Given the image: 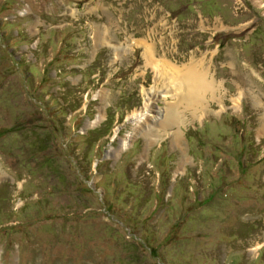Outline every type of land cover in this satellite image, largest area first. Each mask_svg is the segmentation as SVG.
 <instances>
[{
    "label": "rangeland",
    "instance_id": "1",
    "mask_svg": "<svg viewBox=\"0 0 264 264\" xmlns=\"http://www.w3.org/2000/svg\"><path fill=\"white\" fill-rule=\"evenodd\" d=\"M0 264H264V0H0Z\"/></svg>",
    "mask_w": 264,
    "mask_h": 264
},
{
    "label": "bare ground",
    "instance_id": "2",
    "mask_svg": "<svg viewBox=\"0 0 264 264\" xmlns=\"http://www.w3.org/2000/svg\"><path fill=\"white\" fill-rule=\"evenodd\" d=\"M256 3L260 4L261 0H256ZM103 38H104V36H103V32H102V35L100 37V39H102V42L104 41ZM115 49H117V48H115ZM122 49L124 52H127L126 50H128L129 48L126 47V48H122ZM146 50H147V52H151V54L147 55V58L149 59V61H150L149 64L152 65L153 69H156L157 71H160V72H162L164 70V72L167 73V78L169 79L170 84L173 80L174 81L176 80L180 84V86L178 87V88H180V94L178 96L176 103H178V104L184 103L187 106V109L189 107H193V109L195 110L194 115L196 117L197 116L199 117L200 113L204 112V110L206 109V105H205L206 94L208 93V91H211L212 95L214 96L215 91H216L213 88L214 87L213 82L215 79L214 78H212V79L208 78L210 67L206 68L203 60H201V61L200 60L199 61L192 60L191 63H189L188 65H185L184 67L172 65L168 62L165 65V62L161 61L159 63V59H153L155 56L154 55L155 53H154V49H150V45H146ZM165 69H167V71H165ZM182 87H183V92H181ZM240 90H241L240 92L243 93V90L241 88H240ZM248 92L255 99V101L258 102L259 94L256 92H253L251 90V88L248 89ZM157 95L159 96V94H157ZM165 95H166V93L162 94V96H165ZM176 103H174V104L176 105ZM175 107L176 106H173V105H170L168 107V109L166 110V112L163 115V118L158 123V127L165 129V128H169V127L172 128L174 125H177V124L179 126L181 125L182 121L179 117V114L176 113L177 110L175 109ZM152 108H153V104L150 101V92H149L147 97H146L144 107L134 118V121L137 122L136 123V125H137L136 130L137 131L142 132L143 127H145L144 128L145 136H147V135L150 136L152 134L153 130H155L153 128L155 126V124H150L147 121H151L153 119L156 120V119L161 118L159 111L155 110L154 108H153L154 111H156L157 113L153 114ZM99 118H101V117L99 116ZM136 135H137V133H134V134L131 133V135H129V137L126 138V140H122L121 147L126 145V142L128 139L133 138ZM172 135H173L172 141L175 144L179 145V147H180L181 146V139H182L181 138V131L176 130L173 132ZM186 161L187 160H185V159H181L180 165H184V163Z\"/></svg>",
    "mask_w": 264,
    "mask_h": 264
}]
</instances>
